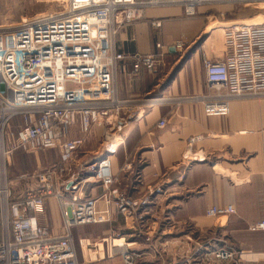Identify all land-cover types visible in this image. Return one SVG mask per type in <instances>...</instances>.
Here are the masks:
<instances>
[{"label":"built area","instance_id":"1","mask_svg":"<svg viewBox=\"0 0 264 264\" xmlns=\"http://www.w3.org/2000/svg\"><path fill=\"white\" fill-rule=\"evenodd\" d=\"M241 4L264 11V0H68L62 12L38 16L16 27L0 28V264H81L72 229L105 221L99 201L111 203L123 215L147 206L151 198L130 199L116 186L112 149L123 141L128 123L124 117L131 102L119 99L115 73L126 56L117 53L118 22L142 18L148 8L181 6L187 16L199 7ZM261 8H260V7ZM162 21L153 22L155 29ZM229 56L220 62H204L207 95L180 98L201 103L207 116H226L231 101L264 95V23L236 24L224 29ZM175 48L182 51L184 41ZM162 49L158 43L156 46ZM160 53L132 57L133 71L149 72L161 62ZM80 123L83 137L69 139ZM166 120L158 124L160 128ZM96 127L103 131L102 151L94 162L76 159L85 137ZM57 149L59 162L50 169L24 174L23 196L9 178L8 164L18 152L39 154ZM127 168H131L127 165ZM101 189L95 196L93 190ZM49 198L57 200L63 235L41 222ZM236 213L234 206L211 207L206 215L217 218ZM264 231V220L249 225ZM125 252L127 264L133 259ZM234 254L221 251L218 259Z\"/></svg>","mask_w":264,"mask_h":264},{"label":"crops","instance_id":"2","mask_svg":"<svg viewBox=\"0 0 264 264\" xmlns=\"http://www.w3.org/2000/svg\"><path fill=\"white\" fill-rule=\"evenodd\" d=\"M235 16L231 6H221L199 7L190 17L176 5L148 8L137 21L118 22L115 49L126 58L115 73L117 95L131 102L124 117L135 119L114 149L112 170L116 186L127 196H149L151 201L126 219L112 203L99 201V210L109 211L108 220L90 240L105 237L110 242L94 252L79 248L81 264H124L119 246L140 253L138 264H264V231L249 230L264 220V102H234L229 115L207 116L202 104L179 100L211 92L204 62L229 56L224 29L243 21ZM156 20L163 23L159 30L153 26ZM181 40L182 51L174 46ZM152 53L161 54L156 70L142 67L135 73L132 57ZM163 119L166 125L160 128ZM83 135L77 123L68 138ZM89 148L85 145L76 159L83 160V149ZM92 192L102 193L100 188ZM229 205L235 214L206 215L211 207ZM168 221L177 231L171 239H165ZM41 222L56 235L65 232L56 199H48ZM77 234L78 241H87L79 230ZM167 243L171 248L166 253ZM221 251L232 252L233 259H218Z\"/></svg>","mask_w":264,"mask_h":264},{"label":"rangeland","instance_id":"3","mask_svg":"<svg viewBox=\"0 0 264 264\" xmlns=\"http://www.w3.org/2000/svg\"><path fill=\"white\" fill-rule=\"evenodd\" d=\"M67 3H68V0H0V28L16 27L25 22L31 21L38 16L49 15L52 11L53 13H57V11L62 12L63 10L67 8V5H68ZM221 6H231L232 12L236 14L235 18L243 20L241 23L239 22L240 24L242 23L250 24L252 23V20L264 19V11L259 8L246 7L245 5H241V4H226V5L215 6L213 8L221 7ZM226 14L227 12L225 11L224 13L222 12L220 13L221 16L223 15L226 16ZM219 20L223 21L221 17ZM192 96H198V95H191V97ZM239 101L264 102V95L263 96H252L250 98H245V99H234L233 101H231V104L234 102H239ZM195 104L201 105L200 102L195 103ZM230 111H231V105H230ZM102 133H103L102 129L99 127H96L95 130L92 132V134L84 136L85 141H86L85 145L90 146V148L83 149V151H85L86 153L85 154L86 157L82 161L94 162L95 159H97L98 152H101L103 149L102 147L103 134ZM60 158L61 157L57 149L44 151L39 154H31V153L29 154V153L18 152L15 155H13L11 157L10 163L8 164V174H9V177L13 183V187L16 190V192L22 191L24 193L26 189L25 185L21 183V181L19 180V177L21 175L33 174V173L39 172L44 169H50L51 167H53L59 162ZM124 168L128 169L127 166H124ZM180 176L181 175H179L178 177ZM124 193L127 195L126 192ZM129 198L132 200H138L139 202L144 197H141L138 199H133V197H129ZM149 205L150 203L147 206ZM147 206H144V207H147ZM144 207L139 206V207L133 208L132 212L128 215H123L120 212L119 213L124 219H126L129 216L138 214L140 210H142ZM103 214H101V216L105 218V221L98 223V224H88V225H83V226H77V228L72 232L75 243H76V248L78 251V256H79V248L82 249V246L86 247L87 250L88 249L93 250V252L99 251L98 246L100 244L103 245V248L105 246H106V249L108 248L107 246L110 242L108 238L103 237L97 242H92L93 240L91 239V237H93V235L96 232L95 231L96 228L99 227L100 224H103L104 222L108 220V214L106 215H103ZM168 222L165 225L166 233H168V236L165 239H171L173 238V235L177 233L176 230L175 231L173 230V227L170 224L171 221H168ZM78 230L79 232H81V236H84V238L82 239L87 240L86 242L77 240V238H79L77 234ZM77 242H79V246L77 245ZM118 245H121V244H118ZM119 248H121V251L119 252V254L122 257L124 264H127L124 258L125 252H127L128 253L127 255L133 259V264H138L139 259L141 257L140 253H138L135 250H130L129 248H124L123 246H119ZM169 248H171V244L167 243V245L165 246L166 253L168 252ZM106 253L108 254L107 250H106ZM97 255L99 254L97 253ZM165 264H172V262L166 261Z\"/></svg>","mask_w":264,"mask_h":264},{"label":"bare ground","instance_id":"4","mask_svg":"<svg viewBox=\"0 0 264 264\" xmlns=\"http://www.w3.org/2000/svg\"><path fill=\"white\" fill-rule=\"evenodd\" d=\"M68 4V3H67ZM67 8H68V5H67ZM66 8V9H67ZM65 9V10H66ZM262 23H264V19H259L258 21L257 20H252V23H250V24H257V25H260V24H262ZM117 142V144H116V146H114L112 149L114 150L115 149V147H117V146H119V145H121L123 142H119V141H116Z\"/></svg>","mask_w":264,"mask_h":264}]
</instances>
